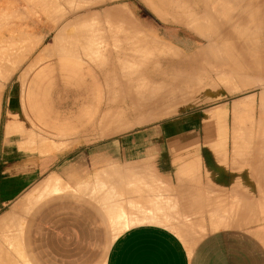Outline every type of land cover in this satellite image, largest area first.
<instances>
[{"label": "crops", "instance_id": "0c3cea01", "mask_svg": "<svg viewBox=\"0 0 264 264\" xmlns=\"http://www.w3.org/2000/svg\"><path fill=\"white\" fill-rule=\"evenodd\" d=\"M71 1L84 6L48 33V38L53 34L54 43L50 45L47 39L33 61L46 45L59 48L54 36L61 25L85 18L92 27L99 26L91 28L90 23L81 31L85 37L76 47L78 56L56 54L38 61L27 73L19 98L11 95L12 88L9 92V105L18 108L7 117L4 143H10L4 144L0 154V210L9 207L0 214V225L6 224L0 226V264H16L10 242L19 227L20 245L27 247L30 256L22 261L34 264L32 247L45 244L49 234L42 223L53 221V213L60 209L63 215L57 223L62 224L63 235L68 234L65 241L72 247L68 256L62 255L68 264H85L81 247L95 244L101 222L112 232H121L112 241L104 264H264V27L260 24L264 0H240L238 6L229 8L227 15L235 17L233 23L229 16L228 20L222 17L225 61L245 70L223 83H213L207 75L210 72L199 78L201 70L170 61L182 52L196 54L205 45L203 37L184 23L218 16L221 0H136L124 2L132 12L114 4L89 14L82 11L119 0ZM74 14L77 18L70 19ZM111 33L123 46L124 60L119 66L126 72L125 78L113 80L149 87L139 92L140 97L126 96L128 111L113 120V100L95 105L91 98L82 99L63 89L67 79L81 80L82 65L98 67L85 56L88 37L110 39ZM127 58L147 69L162 64L164 70L173 72L166 74L155 67L139 79L136 72H127L131 67ZM245 74L254 83L247 84ZM219 85L226 86V93L200 104L213 97L211 91ZM142 108L148 110L149 119L139 114ZM88 111L91 120L83 115ZM159 114L164 116L157 118ZM122 115L136 118V124L126 125ZM108 124L110 131H103ZM8 125L23 131L19 135L12 127V133ZM72 129L77 135L64 137L60 149L55 136L68 135ZM101 131L115 134L86 141L85 135ZM22 146L47 155L46 164L29 163V173L18 170L8 178L12 169L6 160ZM15 166L17 170L22 165ZM43 170L49 174L34 183ZM71 184L84 186L89 198L81 191L66 195L77 191Z\"/></svg>", "mask_w": 264, "mask_h": 264}, {"label": "rangeland", "instance_id": "374dc122", "mask_svg": "<svg viewBox=\"0 0 264 264\" xmlns=\"http://www.w3.org/2000/svg\"><path fill=\"white\" fill-rule=\"evenodd\" d=\"M0 1H1V3H0L1 4L0 5V11L2 10V14L4 12L3 15H5V17H6V15L8 13L10 14V13L14 12L13 9H15V12L18 13V15H17V13H15V15H13L14 16L13 19L15 20L14 21V23H15L14 27H13V21H10L12 23L11 28L12 27L13 28H15V27L18 28L21 25H23V28H24V24L26 22L25 20H27V19L29 20V18L36 17L35 19H37V22H35V23L39 22V27L35 28V29L38 30V31L35 30L36 31L35 34H38L40 32L37 36H43L44 37L42 43L39 44L32 51V53L27 57V59L19 67L17 72L10 78L9 83L4 88L5 91L3 89L0 92V97H1V94L4 91L3 97H2V101H1V106H0V154L2 155L3 151H5V145H4L5 143H4V141H5V127H6L7 117H8L9 114L17 113V108H18V106H12L11 107L9 105V101L8 100L10 99V96H9L10 89L13 87V85L15 84L17 79L20 78L21 75H24V74L26 75L29 72L30 68L34 64L37 63L36 60L33 61V58L36 55V53L42 48V46L46 42V40L48 39L47 42L50 45H52L54 43L53 34H51L49 38H48L47 35H48V33H51L56 28V26L59 25V23L63 19L59 23H56V22L52 21V19H50L48 17L49 12H51V11L47 12L46 9L47 8L48 9L54 8L58 4H60V6H61V3H63V1L65 2V0H47V1H49V7L47 5H45L46 3L44 4L43 0H41L42 3L40 1H38L36 3L34 2L32 5H31V3L29 5V0H25V4L26 5L24 3H22V0H14L15 2L12 1V0H7V2H9V3L12 1L10 6H9V3H8V5L6 4L7 3L6 0H0ZM127 1L136 2V0L114 1V2L108 3L107 5H101V6H97V7H94V8L86 9V10L82 11V14H89V12H92V11H95V10L101 12L105 8H107L108 6H112L114 4H123L131 11L130 6L128 4H126V3H124V2H127ZM139 1L142 2V0H139ZM224 1L225 0H221V4H223ZM39 4H40V7L38 8L37 6H39ZM18 5L21 6V7H19ZM22 5H25V8H24V6L22 7ZM27 5H29L30 7L29 6L26 7ZM33 5H35L36 9H33V8H35V7H33ZM222 6H224V5H220V8H219L220 10H221ZM7 7L8 8L10 7V9L9 10L7 9V11H9V12L5 13V11L3 9H6ZM44 7H46V9ZM30 8H31V11H30ZM44 10H45V12H44ZM26 12H28V13H26ZM139 12H140L139 15L142 14V11L139 10ZM29 13L30 14L32 13V14L30 15ZM36 13L37 14L38 13L39 14L43 13V14L42 15L40 14V17H38V16H36ZM0 14H1V12H0ZM2 14H1V16H2ZM33 15H35V16H33ZM77 15L78 14H74L70 19L77 18ZM8 16H10V15H7L6 18H8ZM5 17H4V19H6ZM23 17H24V21H22ZM65 17L66 16H63V18H65ZM9 18H12V17L10 16ZM11 23H9V25H11ZM17 23H19V24H17ZM45 24H47L45 26L46 28L42 27ZM179 25H181V24H179ZM20 28H21L20 30L23 29L22 26ZM3 33H7V32L4 31ZM0 35H1V33H0ZM159 40H161V39H159ZM161 41H163V40H161ZM163 42H166V41H163ZM204 42H205V45H206V41L205 40H204ZM205 45L202 46L200 48V50L202 48H204ZM200 50H199V52H200ZM180 52H182V51H180ZM182 53L183 54H181V56L183 58L190 57V56L193 55V54L186 53V52L185 53L182 52ZM185 54H187L188 56L185 55ZM136 56L137 55H135V54H131V55L130 54L129 55L126 54L125 55V57H134V58H136ZM129 60H131V58H127V61L129 62L128 64H130V66L133 67V68H131V67L126 68L127 72L128 73L136 72L137 75L139 76L138 77L139 79L141 78V75L143 76L142 79H144L146 74H147V72L149 73L155 67H158V68L160 67L159 69H161V71L165 72L166 74H168V73L170 74V73L173 72L172 69L164 70L162 68L163 67L162 64H161L162 66L161 65H158V66L155 65V66H151L150 69H147L148 66L146 67L144 64H141V63L139 65H135V63H130ZM158 68H155V69H158ZM122 71H123V68L120 67V66H118L116 68H111V69H109V68H103L102 69V68L96 67L94 65L93 66H91V65L89 66V65L85 64V65H82V69H81L82 78H81V80L77 81V80L67 79L65 81V85H64L63 89H64V92L73 93L74 95H78L82 99L91 98V101H94L93 103L95 105H97L102 100H108V99L113 100V105H114L113 109H114V115H115V116H111L112 117L111 120H113V119H115V117H117L118 113H125V112L128 111V108H126L125 101H124L126 96L134 95L133 97H140V93H141L140 91H144L145 89L149 88L148 86L146 88V85L142 84L141 82H139V83L132 82V83H127V84L126 83L120 84V83L115 82V80L108 79V78H106V76H104V75H107L108 72H111V74H112L114 72H118V73L120 72L121 73ZM187 71H188V69H181V72H187ZM201 71L209 72L210 70H208V69L202 70L201 69ZM176 72H178V71H176ZM245 75L246 76H244V78L246 79V83L247 84L254 83V81L251 80V76L249 74H245ZM260 77L261 76L258 75V78H260ZM223 82L224 81H222V83ZM219 83H221V82H219ZM154 85H157V84L153 83V86ZM124 87H128V88L127 89H123ZM247 87H249V85L245 86V88H247ZM127 90H129V92H131L132 94L131 93H127L125 95L123 92L127 91ZM211 93L213 94L212 95L213 97H210L207 100H203L204 103L200 102V104L202 103L204 105V104H207V103L214 102L215 100L221 98L222 95L224 93H226V86L219 85L218 88L213 90V91H211ZM97 94H100V95H97ZM99 97L101 98V100H95V99H97ZM11 108H12V110L9 111V109H11ZM174 110H176V109H174ZM174 110L172 112H174ZM172 112H169V113L167 112V113H165V115L170 114ZM92 113L94 115V111H92ZM148 113H149L148 110H144L142 108L140 110L139 114L144 115V117L146 119H149L150 114H148ZM83 115H85L87 117V119H90L91 117H89V116H92V115H89V111L85 112ZM161 116H164V115H160L159 114L157 118H159ZM122 118L124 120H126L125 121L126 125L132 126V125L136 124V122H135L136 118L133 120L129 116L125 117V115H122ZM68 123H69V119L66 121V124H68ZM112 123H111V125L114 126L115 123L114 122H112ZM71 124L73 125L72 122H71ZM111 125L108 124L103 129V131H110L111 127L108 128V126H111ZM74 130L75 129L69 130L68 131L69 134L67 133L68 135H65V136H63L61 134H59L58 136H55L54 142H56V144L60 147V149L62 148V142L61 141H62V139L64 137L67 138L68 136H74L75 134L77 135V133H73ZM114 134L115 133H113L112 135H114ZM112 135H108L106 133H102V131H101L100 134H94V135H88L87 134V135H85V137H86V141H90V140L96 139L98 137H101L102 139H105V138L110 137ZM60 149L58 151H60ZM47 157H48L47 155H45V156L39 155L38 153L28 149L27 147L24 148V146H22L21 149L20 148H16L15 151L11 152L10 156L6 160L7 161L6 166H10V168L12 169L9 172V174H8V178H13L15 172L19 173L18 170L19 171H23L25 173H29L28 170L31 169L29 167V163L30 164H32V163L37 164V167H39L41 164L45 165ZM15 165L16 166L22 165V166H21V168H19L17 170H14V166ZM32 168H35V166L32 167ZM60 171H61V167L59 165V172ZM48 174H49L48 171L45 172L43 170V173L37 177V179H36V181L34 183L43 180ZM71 186L76 188L77 191L75 193L74 192H66V195H68V193H70L69 195H74V194L77 195L78 191H81V193L86 192V196H87L86 198H89L88 194H90V192L88 190L83 191V190H85L84 186H81L80 188L76 184L75 185L71 184ZM77 186H78V188H77ZM56 196L59 197V196H62V194L51 196V198L56 197ZM75 199L77 200V198H75ZM54 200H55V203H56L57 200L56 199H54ZM67 201H68V198H67ZM8 209H9L8 206L5 207V208H2L0 210V214L2 212H5ZM60 210H58L57 212L53 213V215H52L53 221H51L49 223H45V224L42 223L44 231L48 232L49 234L46 236L47 237V241L43 242L45 244H41V245L38 244L37 248H35V246L32 247V249L34 250V252L32 253V258H33L32 261L34 262V264H68L66 258L64 259L62 257V255H64V257L68 256V252L71 250L72 247L68 246L67 245V241H65V240H67V237H68L67 232H66L65 235H63L64 233H63V230H62V224L61 223H57V220L62 218V215H63L62 209H60ZM65 211L67 212L68 209L66 208ZM37 223L39 225V217H38V222ZM39 226H41V224ZM91 227H93V226H91ZM98 228H99V226H97V229ZM119 234L112 232L109 229V227L106 226L105 222H101L100 231L96 234V238L94 240L95 244L86 245L84 247H81L82 248L81 250L84 249V253H85V264H104L108 249H109L112 241ZM64 241H65L66 244H64ZM21 246H23V245H21ZM7 248H8V246H7ZM73 248H76V247H73ZM9 251H10V249H9ZM23 251H24L25 258L29 259L30 256H29V253L27 251V247L24 248ZM11 256L15 257L14 259L16 260L15 261L16 264H18V263L19 264H26L20 258L16 257L17 255L15 256V255H13L11 253ZM11 256L5 255V257L8 258V259H12ZM6 258H4V259H6ZM5 264H13V262H6Z\"/></svg>", "mask_w": 264, "mask_h": 264}, {"label": "bare ground", "instance_id": "6f19581e", "mask_svg": "<svg viewBox=\"0 0 264 264\" xmlns=\"http://www.w3.org/2000/svg\"><path fill=\"white\" fill-rule=\"evenodd\" d=\"M12 1H14V0H12ZM38 1H40L42 3L41 0H29V5H30V3L32 5L34 2L36 3ZM239 1L240 0H227L226 2H223L222 5H224V6H222L221 10L219 9L220 11L217 12L219 17L216 16L217 15L216 14L215 17H212V18L209 16H206L204 18H199V19H196L193 21L185 22L184 25L187 28L191 29L195 33L200 34L203 37V39L206 41V46L204 48H202L199 53L193 54L190 57L183 58L181 56L177 60H170V61H172V64H177V65L184 64L187 66H192V68H195L198 70H201V69L204 70L206 68L210 69L209 74H207L206 71H205L206 73L205 72L203 73V71H201V72H199L198 77L201 78L207 74V75H209L210 80L213 83L222 82L223 79H228V78L232 80V79L238 78L240 75H242L243 72L245 71L244 67H239V65L236 63H232V65L229 64L230 66H228V64H227L228 60L226 59V61H225V58L222 54L223 46L225 45V44H223V42L225 40L222 39L223 29H224L222 17L227 19L229 16V15H227L228 9L231 7L232 8L235 7V5L238 6ZM6 2H7V0H6ZM11 2L10 3L7 2L6 4L8 5V3H9V6H10ZM43 2H44V4L46 3L45 5H47L49 7V1L43 0ZM0 3H1V1H0ZM22 3L25 4V0H22ZM63 4L61 3V6H60V4H58L54 8H51L52 10L48 9V8L46 9V7H44L47 10V12L51 11V12H49L48 17L50 19H52V21L59 23L63 19V16H66L71 12L79 10L80 8H82L84 6L82 4H78L77 2H73L71 0H65V3H63ZM25 5H22V7L24 6V8H25ZM29 5H27L26 7H28ZM19 7H21V6H19ZM33 7H35V5H33ZM37 7L39 8L40 4ZM7 9L9 10L10 7L3 9L5 11V13L9 12V11H7ZM33 9H36V7ZM13 11L14 12L7 14V15H10L12 18H9L10 16H8V18H6L7 15L5 17V15H3L4 12L2 14V10L0 11L2 14V16L0 14V33H1V35H0V92L7 86V84L10 81V78L17 72V70L23 64V62L27 59V57L32 53V51L39 44L42 43V41L44 39L43 36H37L40 32L38 34H35V32L38 31L35 28L39 27V22L35 23V22H37V19H35L36 17H34V18L32 17V18H29V20L28 19L25 20L26 22L24 24V28H23V25H21L23 28L22 30H20L21 26L18 28H16V27L13 28L14 24H15L14 23L15 20L13 19V17H14L13 15H15V13H17V12H15V9H13ZM30 11H31V8H30ZM44 12H45V10H44ZM26 13H28V12H26ZM262 13H263V17H262L260 24L264 27V11H262ZM40 14L42 15L43 13H40ZM40 14L36 13V16L40 17ZM260 14H261V12H260ZM17 15H18V13H17ZM33 16H35V15H33ZM4 17L6 19H4ZM229 18H230V16H229ZM84 19L85 18H79L78 20L70 21L66 24L63 23L64 25H61L60 28L58 27L59 30L56 29L57 32L55 33L56 35L54 37H55V42L59 43V48H53V49L51 48L50 49L49 46L46 45L38 54L36 61L37 62L41 61L43 59H46V58L51 57V56L56 55V54H73V55L78 56L79 55L78 54V48H76V47L78 46V43L84 42L83 38L85 37L81 31H83L84 28H87L86 26H88V24L91 23V22H88L87 20H84ZM90 20H94V18H90ZM234 20H235V17H233V18L231 17L229 19V23H233ZM10 21H13V27L12 28H11L12 23ZM22 21H24V17H23ZM110 21H112V20H110ZM9 23H11V25H9ZM19 23H17V24H19ZM92 24L93 23H91V25H90L91 28H95L96 25L99 26V23H97L94 27H92ZM46 25L47 24H45L42 27L46 28L45 27ZM113 28H114V25L112 23L110 26V29L112 30ZM4 31L7 33H3ZM210 32L214 33L213 34L214 36H212L210 34ZM111 34H112V37L110 39H107L105 37L103 39H101L98 37L89 36L88 41L86 42L89 45L87 47L88 53H86L85 56L88 57L95 65H97L99 68H102V69L103 68H109L110 69L112 67L122 65V62L124 60L123 46H121V42L114 37V34L113 33H111ZM94 43H96V44H94ZM99 44H102L104 47L98 48ZM227 44H228V42H227ZM66 45L67 46L70 45V46H72V48H70V49L63 48V46H66ZM94 45H95V48H93ZM225 51L228 53L229 47H226ZM185 55H187V54H185ZM26 75L25 74L21 75L20 78L17 79V81L15 82V84L13 85V87L11 89L12 90L11 95L13 97H15L16 99L19 98V91H20V88L22 86V83H23ZM106 76L108 79L109 78L120 79V78L126 77V72L125 71H122L121 73L120 72L119 73L114 72L112 74H111V72H108V74ZM15 126H9V127H11L12 133L14 131V130H12V127L15 128ZM15 129H16L17 133H19V131L22 130V128H20L18 130H17V128H15ZM22 131H20L19 135L22 133ZM6 137H8V136H6ZM11 140H12V138H11ZM8 142L10 143V141H7V143ZM45 184H44V186H45ZM48 184L49 183H47V185ZM47 185H46V187H47ZM9 219H11V218H9ZM12 222H13V220H12ZM2 224H3V226L6 227L5 223H1V225ZM10 224H12V223H10ZM8 226H10V225L8 224ZM15 229H18L19 231L17 230V232H14ZM15 229L13 230V233L11 234V242H10L11 248H12L13 252L15 254H17L18 257H20L22 260L25 257L23 256L24 251H23V249L20 245V241H19L20 227L15 228ZM1 234H2V232H1ZM5 237H6V235H5ZM11 248H10V250H11ZM25 261H27V259H25ZM13 264H15V263L13 262Z\"/></svg>", "mask_w": 264, "mask_h": 264}]
</instances>
